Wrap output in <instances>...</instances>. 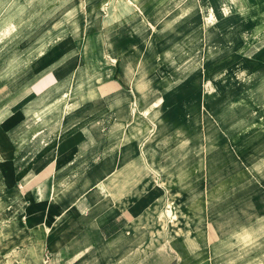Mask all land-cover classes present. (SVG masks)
<instances>
[{"label": "crops", "instance_id": "1", "mask_svg": "<svg viewBox=\"0 0 264 264\" xmlns=\"http://www.w3.org/2000/svg\"><path fill=\"white\" fill-rule=\"evenodd\" d=\"M153 3L142 0L140 7ZM138 4L128 3L136 17L130 13L125 30L117 33L123 28L112 20L116 61L107 44L104 0H41L24 3L8 20L0 16V177L9 190L22 192L21 227L35 234L44 264H264V164L258 171L251 165L229 168L244 141L264 134V0H199L178 34L164 33L142 52L141 41L127 34L138 20ZM207 8L213 12L208 26ZM90 9L98 14L91 16ZM89 35L97 40L93 53L85 42ZM181 44L194 45L200 61L175 70L170 55ZM89 56L98 60L102 80H87ZM11 58L17 61L6 66ZM122 65L147 66L148 87L161 85V72L190 74L193 92L173 102L168 92L144 107L137 91L142 79L127 83ZM239 66L242 80L235 76ZM217 81L226 86L220 93L213 89ZM204 82L210 83L207 93ZM207 103L220 120L221 158L212 170L227 169L208 198L187 192L202 184L196 158L167 183L155 169L166 162L159 161L162 154L181 147L196 154L202 131L192 125L200 118L206 122L199 105ZM188 104L197 106L194 116L184 115ZM172 114L183 120L182 131L171 128L163 145H151L157 131L153 115L169 128ZM139 118L142 128L153 130L144 137L132 122ZM129 121L116 132L119 122ZM177 184L185 231L178 238L181 253L167 226L175 208L168 185ZM205 200L225 201L227 213L237 208L247 219L228 227L220 242L211 221L200 216ZM206 247H221L223 256L204 255Z\"/></svg>", "mask_w": 264, "mask_h": 264}, {"label": "rangeland", "instance_id": "2", "mask_svg": "<svg viewBox=\"0 0 264 264\" xmlns=\"http://www.w3.org/2000/svg\"><path fill=\"white\" fill-rule=\"evenodd\" d=\"M38 1L41 0H0V16L2 17L1 20H8L16 16L24 3L30 4ZM64 1L76 2L78 0ZM80 1L85 2L86 0ZM104 1L108 3V7L104 12L105 30L108 38L107 44L108 49H110V59L116 61L115 54L116 48H118L117 43L116 40L110 41V38L115 36L113 34V31H111L113 23L112 20L114 17H116L118 20L117 25L119 24V26L123 28L117 33L125 30V22L129 20V18L131 17L130 13H132V9H130L128 3H130V1L132 0ZM138 1V9L135 10L138 12V20L131 26L132 30H129L127 34H129V37H133L136 39L138 38L141 41V43L137 47L139 48L140 52H142L143 47H145L146 44V49H151V47L154 48L157 39H159V37L161 38L164 33L178 34L180 32L179 27L184 26V19L186 17L194 15L193 6L199 0H154L153 4H150L149 7H146L144 5V8L140 7V3L142 0ZM90 12L91 16L93 15L92 12H96L98 14V10L90 9ZM212 13L213 12L210 8L206 9V13L204 14L206 26H208L213 20ZM132 15L136 17V12H133ZM76 28H78V25L76 26ZM83 28L84 32H87L89 26L86 25L83 26ZM148 37L150 38L149 40ZM85 42L90 48V52L93 53L92 51L94 49V44L95 42L97 43V40L95 38L93 39V37L91 38V35H89L87 36ZM194 48V45L183 46L182 44L174 48L170 55L171 66L175 67V70H180L183 68H188L191 63L199 62L200 58L196 57V51ZM159 52L162 53L161 50H159ZM160 53L159 55H157V59H162L163 61V58L161 56L162 54ZM121 59L123 60V58ZM16 61L17 58H11L10 61L6 63V66L11 65ZM110 63L111 62L109 61V64ZM84 67L85 70L89 73L87 80L93 81L95 77H99L98 80L103 79L102 74L99 76L97 72L98 69H96L98 67V60H96L95 62L93 56H89V58H86ZM146 67L147 66H139L136 70H133L122 65L121 70L122 72H125V74L122 73L120 75L129 84L132 77L134 80H136L137 78L142 79V82L139 85V90L137 91L140 93V99L144 100L147 103L144 107H146L148 104L156 102L160 97H162L163 95H168L169 93L172 94L171 98L173 102L177 98V96L190 94L191 92H193L195 80L193 79L192 75L179 72L170 75L163 74L162 72L156 74V80H159L158 77H162L163 82H161V85L158 84L155 87H148L145 80H148L149 74L151 75V73L145 72ZM110 71L111 68L109 69V72ZM235 71L236 79L242 80L244 74L241 66L236 67ZM163 83L165 84V86H163ZM203 85L204 91L206 93L209 92L210 83L204 82ZM225 87L226 86L224 82L217 81L214 83L213 89L214 92L220 93L225 89ZM98 94L99 93H97L96 95ZM171 104L173 108V103ZM183 111L184 115L194 116L193 113H195V111H198V109L196 105L194 106L188 104L185 105V109H183ZM199 111L203 114L202 116L207 118V120L206 122H202L200 118L195 125H192L193 127L196 126L197 129H200L202 131V134L198 140V144L200 146L196 154L192 153L189 147H181L180 151L176 154H162L159 161L166 162L162 163L159 168L155 169H157L161 174V182L167 183L168 181H171L174 176L179 178L180 173L184 170V168L190 166V163L196 158V160H198L197 173L203 174L202 184L196 187L193 186L192 188L187 190V192L201 193L203 194V196H207L208 198L209 194L212 192L211 188L213 182L217 181L221 176H224L227 169L217 170L216 172L212 170L221 158V155L218 151V147L221 141L216 135V130L220 127V120L214 113V107L210 103L202 104L199 105ZM153 119L155 121V129L157 131L154 137V142L151 145H163V140H165L168 130L171 131V128L176 127V130L182 131L180 129L183 125V120L181 121L180 118L177 117V115L172 114L171 118H169V123L171 124V126L169 125V128L167 122L163 121L161 117L157 119V116L153 115ZM132 122L133 124L136 123L139 126L140 137L146 136L147 133L151 131L150 127H141V118L137 119V121L133 119ZM132 122H119V129H117L116 132H123L124 126L129 125ZM255 123L259 124L260 122L259 120H257ZM171 140L172 142H174L175 137L172 136ZM184 143L185 140H182L181 145L183 146ZM243 144L244 147H242L241 149L239 148L236 157H234L233 161L229 164V168L231 170L233 169L234 171H237L241 167V165H251L254 166L255 171H258L259 166L264 164V134L259 138L255 136L253 137V139H247L243 142ZM164 145L166 146V142H164ZM146 150L145 154L147 152ZM242 150L250 151H248L249 153H247L242 152ZM208 151H211V153L208 154ZM189 176L190 174L188 172V174L184 177L188 178ZM168 186L169 189L173 190V192L170 191L172 193L169 204L174 203L175 206L173 211V218L167 223L168 233L170 235L171 242L174 248L179 253H181L182 251L179 245L178 238L185 233L184 229L181 227V214L178 201L181 191H179L178 184L176 187H173L171 185ZM12 189L9 190V187L4 184L0 177V264H44V261L41 257V249L35 248V246L37 245L35 234L28 233L27 231L22 229L23 227H21V217L19 212L22 211L24 206L22 192L15 187ZM219 192H221V190H219ZM200 216L211 221L220 242L226 240V230L228 229V227H236L239 224H242L243 221L247 219V215L243 214L237 208H235V211L231 216L230 212L227 213L226 211V202L221 200H205V209L200 212ZM223 252L224 251L221 247H215L214 249L212 247H206L204 249V255L211 257L223 256Z\"/></svg>", "mask_w": 264, "mask_h": 264}]
</instances>
